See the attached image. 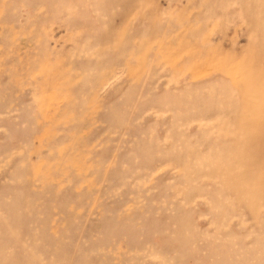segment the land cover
Instances as JSON below:
<instances>
[{
    "label": "rangeland",
    "instance_id": "374dc122",
    "mask_svg": "<svg viewBox=\"0 0 264 264\" xmlns=\"http://www.w3.org/2000/svg\"><path fill=\"white\" fill-rule=\"evenodd\" d=\"M0 264H264V0H0Z\"/></svg>",
    "mask_w": 264,
    "mask_h": 264
}]
</instances>
